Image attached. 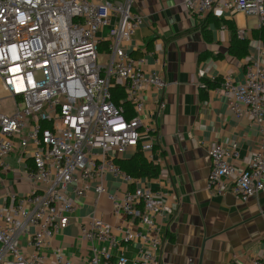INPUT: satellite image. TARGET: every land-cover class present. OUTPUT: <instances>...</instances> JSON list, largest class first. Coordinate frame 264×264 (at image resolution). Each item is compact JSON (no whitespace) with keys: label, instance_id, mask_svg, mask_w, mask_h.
I'll return each instance as SVG.
<instances>
[{"label":"built area","instance_id":"1","mask_svg":"<svg viewBox=\"0 0 264 264\" xmlns=\"http://www.w3.org/2000/svg\"><path fill=\"white\" fill-rule=\"evenodd\" d=\"M181 2L201 19L227 11L255 17L260 27L264 25V0ZM143 23L133 0H0V101L10 98L14 106L9 113L0 111V171L11 169L6 159L21 149L31 159L25 175L32 185L27 194H11L0 206V264H75L52 241L91 190L97 196L106 192L108 176L132 186L122 194L106 193L116 213L145 226L144 231L126 228L121 241L137 239L142 245L133 260L124 254L114 256L110 248L121 241L110 224L93 215L79 224L82 237L91 243L89 264L158 263L163 238L156 219L172 214L174 207L165 203L160 190L139 185L115 163L130 148L153 158L158 129L152 120L142 118L147 87L157 89L158 112L167 105L162 97L164 76L147 72L144 59L134 58L128 50ZM245 34L244 29L237 32L240 38ZM258 47L246 57L243 79L225 75L218 90L236 116L262 127L260 40ZM115 87L122 88L130 109L114 101ZM208 153L209 190L230 191L242 200L264 192V139L243 167L237 164V141L226 146L213 143ZM22 237L33 248L31 254L20 248ZM103 242L109 247L96 245ZM45 249L52 254H45ZM251 264H264V256Z\"/></svg>","mask_w":264,"mask_h":264},{"label":"crops","instance_id":"2","mask_svg":"<svg viewBox=\"0 0 264 264\" xmlns=\"http://www.w3.org/2000/svg\"><path fill=\"white\" fill-rule=\"evenodd\" d=\"M133 8L144 23L132 35L128 50L134 58L144 59L147 72L161 73L167 83L162 92L166 108L157 111V89L150 85L142 114L158 129L153 158L148 160L143 154L159 172L153 178H137L139 185L160 190L165 203L174 207L172 214L156 219L163 238L157 264H251L252 259L264 256V192L242 200L230 191L217 194L209 190L207 179L211 164L208 150L213 143L226 146L237 141V164L243 167L264 139V122L260 127L236 116L218 90L225 75H232L236 81L243 79L246 57L259 50L260 39L253 36L260 28L258 20L227 11H214L201 19L181 0H133ZM229 23L237 32L245 30L248 55L239 57L230 52ZM138 149L130 148L117 159L131 158ZM23 152L18 149L7 157L11 169L0 171V206L10 200L11 194L21 196L32 190L25 175L31 159ZM104 184L106 192L118 194L132 188L110 176ZM106 192L97 196L91 190L69 225L54 236L53 246L61 247L75 264H89L91 243L82 237L79 224L93 215L110 224L120 241L126 228L145 230L135 219L116 213ZM96 245L109 247L106 242ZM141 245L137 239L121 241L110 251L133 260ZM20 248L26 254L33 252L26 237L21 238ZM44 253L52 254L50 249Z\"/></svg>","mask_w":264,"mask_h":264},{"label":"trees","instance_id":"3","mask_svg":"<svg viewBox=\"0 0 264 264\" xmlns=\"http://www.w3.org/2000/svg\"><path fill=\"white\" fill-rule=\"evenodd\" d=\"M229 25L231 29L230 52L239 57L248 55L249 39L238 37L234 25L231 23H229ZM253 36L254 38H259L264 42V25H262L258 30H255L253 32ZM113 90L114 101L117 104H124L125 107L130 109V104L125 100V93L122 88L115 87ZM115 163L136 178H153L156 177L159 172L158 166L149 162L140 149H138L131 158L116 159Z\"/></svg>","mask_w":264,"mask_h":264},{"label":"rangeland","instance_id":"4","mask_svg":"<svg viewBox=\"0 0 264 264\" xmlns=\"http://www.w3.org/2000/svg\"><path fill=\"white\" fill-rule=\"evenodd\" d=\"M104 57L102 54L99 55V63H104ZM3 97L0 93V98ZM13 102L10 98H4L0 101V111H3L5 113H9L13 110Z\"/></svg>","mask_w":264,"mask_h":264}]
</instances>
